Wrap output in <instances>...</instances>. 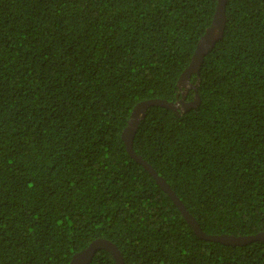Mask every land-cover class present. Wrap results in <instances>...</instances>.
I'll return each instance as SVG.
<instances>
[{"label": "trees", "instance_id": "16d2710c", "mask_svg": "<svg viewBox=\"0 0 264 264\" xmlns=\"http://www.w3.org/2000/svg\"><path fill=\"white\" fill-rule=\"evenodd\" d=\"M217 1L0 0V264H69L97 238L123 264H264V240L198 237L121 136L138 103L176 100ZM224 16L189 76L198 104L148 106L132 149L206 235H255L264 0H225ZM89 264L115 262L99 249Z\"/></svg>", "mask_w": 264, "mask_h": 264}, {"label": "water", "instance_id": "95a60500", "mask_svg": "<svg viewBox=\"0 0 264 264\" xmlns=\"http://www.w3.org/2000/svg\"><path fill=\"white\" fill-rule=\"evenodd\" d=\"M224 3L225 0H218L216 4V10L213 15V19L209 27L206 29L202 37L196 44V48L191 57V61L187 68L180 74L178 78V93L175 101H166L163 99H150L138 103L132 110L130 117L127 121V125L124 127L121 136L125 145V148L129 155L139 164H141L156 180L162 190L172 199L177 209L181 213L185 221L192 227L198 237H202L207 240L220 242L223 244L241 245L253 240H264V232H259L255 235L244 236H232V235H206L201 231L198 221L188 212L184 204L176 196L174 191L169 187L165 180L156 173V171L139 155L135 154L132 149L133 134L137 127V123L144 115V110L151 105H159L172 109L175 113L186 111L199 102L196 92L194 93L191 101L184 99L187 87H189V76L192 73L197 72V67L202 61L204 55L212 48L216 40H218L223 33L225 24L224 16ZM191 86V85H190ZM183 94L184 97H179ZM99 249L107 250L114 259L115 264H123L121 253L117 246L111 241L104 238H97L92 240L85 249L80 250L72 255L69 264H89Z\"/></svg>", "mask_w": 264, "mask_h": 264}, {"label": "flooded vegetation", "instance_id": "af4514ba", "mask_svg": "<svg viewBox=\"0 0 264 264\" xmlns=\"http://www.w3.org/2000/svg\"><path fill=\"white\" fill-rule=\"evenodd\" d=\"M179 97L181 98V97H184V96H183V94H181ZM175 99H177L176 96H175ZM184 99H185V97H184ZM188 101H191V100H188Z\"/></svg>", "mask_w": 264, "mask_h": 264}, {"label": "bare ground", "instance_id": "6f19581e", "mask_svg": "<svg viewBox=\"0 0 264 264\" xmlns=\"http://www.w3.org/2000/svg\"><path fill=\"white\" fill-rule=\"evenodd\" d=\"M227 16V15H226ZM226 21V20H225Z\"/></svg>", "mask_w": 264, "mask_h": 264}]
</instances>
